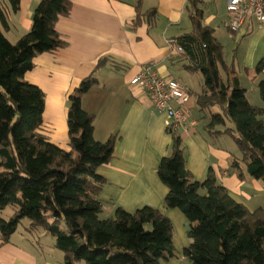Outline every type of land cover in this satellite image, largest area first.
<instances>
[{"label": "trees", "instance_id": "1", "mask_svg": "<svg viewBox=\"0 0 264 264\" xmlns=\"http://www.w3.org/2000/svg\"><path fill=\"white\" fill-rule=\"evenodd\" d=\"M9 2L14 12L20 10L21 0ZM201 5V0H188L192 29L176 39L190 62L187 69L203 75L198 105L219 109L207 129L233 135L248 175L264 183V110L248 101L234 66L225 62L215 30L203 22ZM72 6L73 0H42L30 32L12 43L2 29L8 24L0 5V215L8 207L14 210L9 220L0 216V236L9 243L27 219L29 230L41 228L55 238L65 264H163L176 257V247L173 224L160 211L145 207L129 213L118 208L112 218H101L98 194L105 180L97 169L113 158L117 136L97 141L95 115L82 107V98L97 84L93 75L68 98L71 150L54 145L40 132L46 97L24 76L35 68L36 57L68 46L57 25ZM140 6L138 0V10ZM149 13V18L156 16V10ZM263 70L264 59L256 72ZM259 92L264 102V81ZM171 133L172 154L161 160L157 173L169 189L166 207L181 210L190 222L184 257L190 264H264V207L251 212L237 202L213 169L204 181H195L182 138Z\"/></svg>", "mask_w": 264, "mask_h": 264}, {"label": "crops", "instance_id": "2", "mask_svg": "<svg viewBox=\"0 0 264 264\" xmlns=\"http://www.w3.org/2000/svg\"><path fill=\"white\" fill-rule=\"evenodd\" d=\"M41 1L21 0L18 12L5 1L8 28L2 29L10 42L16 43L30 32L34 11ZM201 1L203 22L215 30L216 39L224 47L226 64L234 66L250 104L264 110L259 92L264 70L256 72L264 59V27L250 19L234 33L229 27V0ZM137 5L138 0H73L70 15L62 17L57 25L68 46L36 57L35 68L26 73L24 80L39 87L46 97L40 132L54 145L70 151L68 98L84 79L92 75L97 79L82 98V107L95 115L97 141L117 136L113 158L97 169L105 180L98 194L103 207L101 218H112L118 208L129 213L145 207L160 211L173 224L176 247V257L163 264H190L183 255L190 245V222L179 209L166 207L169 189L157 173L161 160L172 154L168 118L155 111L141 87L131 85L141 68L155 64L162 76L177 80L190 95V122L194 125L188 131L173 133L182 138L187 169L195 181H204L213 169L219 184L251 212L264 207H256L262 203L257 199L264 198V183L248 175L234 138L207 129L212 113L219 109L201 108L197 99L202 91L193 100V91L169 68L172 60H185L177 49L180 46L169 41L192 29L188 0H141L140 10ZM152 10H156V16L149 18ZM261 118L264 121V111ZM235 162L238 168L232 167ZM29 224H20L9 243H3L0 236V264H65L55 238L41 228L29 230Z\"/></svg>", "mask_w": 264, "mask_h": 264}, {"label": "built area", "instance_id": "3", "mask_svg": "<svg viewBox=\"0 0 264 264\" xmlns=\"http://www.w3.org/2000/svg\"><path fill=\"white\" fill-rule=\"evenodd\" d=\"M227 11L231 15L229 27L234 33L240 32L250 19L264 27V0H229ZM169 44L177 45L176 39ZM177 49L183 52L181 47ZM131 85L141 87L155 111L167 115V127L171 132L188 131L194 125L190 122L189 93L177 80L162 76L155 64L144 65L131 80Z\"/></svg>", "mask_w": 264, "mask_h": 264}, {"label": "rangeland", "instance_id": "4", "mask_svg": "<svg viewBox=\"0 0 264 264\" xmlns=\"http://www.w3.org/2000/svg\"><path fill=\"white\" fill-rule=\"evenodd\" d=\"M5 1H7V0H0V5L3 7L4 10H5V5H6ZM181 32L182 31L178 32L177 34L179 35ZM189 64H190L189 60H183V61L179 60L178 61V59H176V60H172V62L169 63V65H170L169 68L171 69V72L173 73V75L176 76V78L178 80L183 82L187 86V88L189 90L193 91V93H194L193 94L194 95L193 100H194V99L197 98V92H201V91L203 92V90H204V78H203V75L201 74V72H199V71H190L187 68H185V65H189ZM228 125H231V123H229ZM168 133L170 134V136L173 139V136H172L173 134L170 133L169 131H168ZM112 136H116V135H112ZM230 136L233 138L232 135H230ZM260 197H263V196H260ZM259 201H261L262 203L259 204V205L256 204V207L264 205V198H261V199L258 198L257 199V203ZM13 213H14L13 208L12 207H8L5 210V212L3 213V219L9 220L11 218L10 216ZM182 214L184 215L183 212H182ZM25 222H28V220L24 219L21 224H23ZM57 252L59 253V255H62L63 256V260H65V254L62 251H59V250ZM79 264H87V263L82 262V263H79Z\"/></svg>", "mask_w": 264, "mask_h": 264}]
</instances>
